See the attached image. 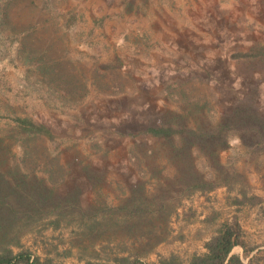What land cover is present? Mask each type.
<instances>
[{
    "label": "rangeland",
    "instance_id": "obj_1",
    "mask_svg": "<svg viewBox=\"0 0 264 264\" xmlns=\"http://www.w3.org/2000/svg\"><path fill=\"white\" fill-rule=\"evenodd\" d=\"M240 99L264 114V0H0V138L18 159L24 141L11 133L13 118L48 127L52 138L27 142L45 155L21 165L45 175L48 161L60 164V194L74 193L90 211L41 218L14 253L25 249L49 264L128 254L145 264L170 255L188 264L234 222L245 249L231 253L264 264V149L233 131L218 155L226 184L182 196L170 190V213L164 223L154 213L155 227L150 213L121 210L155 187L130 153L156 141L141 130L166 117L177 125L175 113L192 124L197 115L185 114L196 103L215 122ZM243 195L250 201H233Z\"/></svg>",
    "mask_w": 264,
    "mask_h": 264
},
{
    "label": "trees",
    "instance_id": "obj_2",
    "mask_svg": "<svg viewBox=\"0 0 264 264\" xmlns=\"http://www.w3.org/2000/svg\"><path fill=\"white\" fill-rule=\"evenodd\" d=\"M240 101L241 99L230 105L215 122L201 112L203 105L197 107L196 103L191 106L197 109L185 114L197 115L192 124L183 121L184 114L175 113L174 118L179 120L177 125H173L171 119L166 117L164 122L148 125L141 130L156 141L149 145L146 143L132 145L130 153L133 152L135 159L140 158L144 163L150 178L155 179V187L150 193L151 197L140 194L138 196L140 200L137 199L136 205L133 199L128 198V202L121 205V210L130 216L133 214L144 216L150 213L149 224L155 227L154 213L162 223L170 213L169 203L174 197L170 190L182 196L197 190H210L222 183L226 184L229 181L228 173L223 171L218 155L226 148L230 131L235 132L243 144L264 149V114H261L252 102L247 104ZM13 122L11 133L23 140L24 145L18 160L17 154L0 138V264H49L47 260H42L25 249L14 253L12 247H21L24 234L31 231L45 216L60 217L67 212L73 214L76 210V213L84 217L90 211L78 204V198L74 193L70 192L63 196L60 194L58 188L65 174L60 164L48 161L45 175L28 172L21 165L27 156L45 155L41 149L35 145L29 146L27 142L37 137L52 138L51 130L28 117L15 116ZM161 154L162 161L158 164L145 162H151L155 155ZM204 166L212 171L209 177L199 172ZM165 169H170L171 172L167 171L169 176L166 181H161L159 180L161 172ZM233 201L243 203L250 199L243 195L242 199L236 198ZM58 222L57 219L51 221L54 226ZM96 224L99 222H93L88 228L92 229ZM146 226L147 232H153L148 222ZM236 245H241L245 249L239 226L234 222H226L205 242V251L193 255L188 264H244L238 254L231 253ZM113 260L114 262H110L109 258H103L89 264H145L131 254ZM147 264L182 263L175 255H170L160 256L157 261Z\"/></svg>",
    "mask_w": 264,
    "mask_h": 264
},
{
    "label": "crops",
    "instance_id": "obj_3",
    "mask_svg": "<svg viewBox=\"0 0 264 264\" xmlns=\"http://www.w3.org/2000/svg\"><path fill=\"white\" fill-rule=\"evenodd\" d=\"M235 247V246H234ZM233 251V250H232Z\"/></svg>",
    "mask_w": 264,
    "mask_h": 264
}]
</instances>
